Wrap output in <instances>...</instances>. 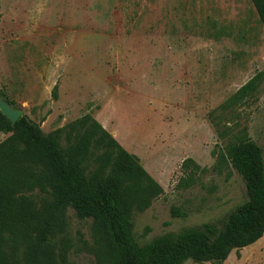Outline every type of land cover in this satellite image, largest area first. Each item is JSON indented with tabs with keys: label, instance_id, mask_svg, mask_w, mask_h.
I'll return each instance as SVG.
<instances>
[{
	"label": "rangeland",
	"instance_id": "1",
	"mask_svg": "<svg viewBox=\"0 0 264 264\" xmlns=\"http://www.w3.org/2000/svg\"><path fill=\"white\" fill-rule=\"evenodd\" d=\"M0 98L45 135L90 115L139 159L163 189L134 214L140 247L221 230L247 201L229 146L264 155V28L251 0H0ZM28 195L52 223L31 264H112L92 219ZM222 264H264V235Z\"/></svg>",
	"mask_w": 264,
	"mask_h": 264
},
{
	"label": "trees",
	"instance_id": "2",
	"mask_svg": "<svg viewBox=\"0 0 264 264\" xmlns=\"http://www.w3.org/2000/svg\"><path fill=\"white\" fill-rule=\"evenodd\" d=\"M251 2L264 28V0ZM256 87L253 79L238 95ZM0 133L9 135L0 143V264H31V243L47 241L52 223L28 195L36 190L52 195L54 210L70 207L79 219H92L96 241L112 264H222L264 235V155L251 139L228 148L247 201L221 230L205 225L140 247L134 214L149 209L163 189L99 122L87 115L45 135L26 117L13 125L0 112Z\"/></svg>",
	"mask_w": 264,
	"mask_h": 264
},
{
	"label": "water",
	"instance_id": "3",
	"mask_svg": "<svg viewBox=\"0 0 264 264\" xmlns=\"http://www.w3.org/2000/svg\"><path fill=\"white\" fill-rule=\"evenodd\" d=\"M0 112L6 117L13 125L22 117L20 110H15L8 102L0 98Z\"/></svg>",
	"mask_w": 264,
	"mask_h": 264
}]
</instances>
